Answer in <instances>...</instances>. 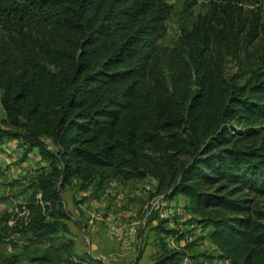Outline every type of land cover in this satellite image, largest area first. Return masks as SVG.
Segmentation results:
<instances>
[{
    "label": "trees",
    "instance_id": "1",
    "mask_svg": "<svg viewBox=\"0 0 264 264\" xmlns=\"http://www.w3.org/2000/svg\"><path fill=\"white\" fill-rule=\"evenodd\" d=\"M171 12L170 0H0V143L17 140L23 158L38 149L49 163L27 220L5 215L6 237L52 247L66 236L56 250L101 264L74 252L63 188L153 177L157 193L187 197L220 259L264 264V211L249 197L264 195V49L238 83L225 61L242 50V28L199 20L162 47ZM249 32L264 37V22ZM157 230L163 242L180 234L164 222ZM185 253L166 244L154 264ZM35 259L53 260L50 249Z\"/></svg>",
    "mask_w": 264,
    "mask_h": 264
},
{
    "label": "rangeland",
    "instance_id": "2",
    "mask_svg": "<svg viewBox=\"0 0 264 264\" xmlns=\"http://www.w3.org/2000/svg\"><path fill=\"white\" fill-rule=\"evenodd\" d=\"M170 3L172 12L167 21V30L159 40L162 47L177 46L182 35L199 20L208 23L206 25L219 27L228 21L229 24L242 28L240 32L242 50L235 56L226 55L225 74L229 79L235 78L238 83H243L250 68L261 60L260 54L264 49L263 35L260 33L258 38L251 41L249 32L250 27L255 23L264 22V3L247 0L242 2L170 0ZM5 119L6 113L0 103V125H5ZM46 142L50 149L56 150L52 140L47 139ZM7 147L11 152L5 151V153L8 158L11 157L8 160L12 162L11 164L6 162L5 167H0V263L39 264L35 257L43 255L45 250L50 249L53 260L49 264H78L75 260L70 261L68 252L56 250V247H60L61 239L64 241L66 236L64 238L59 236L50 247L51 243L39 241L28 244V240L17 235L6 237L1 230L5 224V215H12L16 207L26 202L34 189L35 175L49 165L48 162L40 160L38 149L23 158V152L19 156L16 155V147L12 145ZM13 164L14 167H9ZM14 170L16 172H13ZM156 188L157 180L153 177L130 181L107 177L102 185L94 183L89 189H83L74 180L63 188V201L73 217L68 222L72 229V234L68 236L74 240V252L77 254L88 252L94 258L100 259L101 264H154L155 258L161 254L164 245L167 244L165 241L167 238L163 242L158 233V226L164 222L167 228L177 229L193 222L191 219L180 225L175 214L167 219H159L156 210L146 226L142 227L139 221L142 219L143 211L155 196L163 194L157 193ZM249 197L253 199L258 209L264 211V195L251 194ZM94 199H99L100 204L97 207L91 204ZM181 201L175 200V206L188 204L186 196H182ZM179 202L181 204H177ZM133 212H138V215L132 216ZM113 214L122 216L121 225L125 229L134 228L132 237L120 238L110 233L107 222ZM83 229L89 236V242L81 236ZM185 229L191 233L194 231V229ZM204 231L208 232V229L205 228ZM207 235L198 236L197 231L193 232V241L182 248L186 251L185 254L195 259L197 264H231L219 258L220 252L217 246L211 239L206 240ZM59 252L62 254L60 255Z\"/></svg>",
    "mask_w": 264,
    "mask_h": 264
},
{
    "label": "built area",
    "instance_id": "3",
    "mask_svg": "<svg viewBox=\"0 0 264 264\" xmlns=\"http://www.w3.org/2000/svg\"><path fill=\"white\" fill-rule=\"evenodd\" d=\"M23 152L22 149L16 151V155H21ZM4 153L0 151V161L4 159ZM40 197V195H38ZM91 204L95 207H97L100 202L99 199H94ZM175 202H172L167 196L164 194H158L155 196L152 201L150 202V205L146 207V209L143 211V216L142 219L139 221L142 227H145L148 220L150 219L151 215L155 213V211H158V218L159 219H167L170 216L174 214H179L181 215L180 221L185 223L191 219L194 218L193 214L190 212H184V203L180 208L175 206ZM29 209L26 207V203H23L19 207H16L15 210L13 211V214L11 218L9 219V224L12 225L15 223L17 218H24L27 220L29 217ZM138 215V212H133L132 216ZM72 217V216H71ZM73 218V217H72ZM121 215H116L113 214L111 215L110 220L107 222L108 229L111 234L117 237H124V238H130L132 237V234L134 232V228L130 229H125L124 226L121 225ZM193 225L197 226V223L195 222ZM81 236L86 239V241H90L89 236L86 234L85 230L83 229L81 232ZM183 233V232H181ZM183 239V242H180L177 238V235H169L166 236L167 238V244L169 245V248L172 250H182V248L189 244L193 239L190 237L188 234H185ZM180 264H197L195 259H193L191 256L188 254H185L180 262Z\"/></svg>",
    "mask_w": 264,
    "mask_h": 264
},
{
    "label": "crops",
    "instance_id": "4",
    "mask_svg": "<svg viewBox=\"0 0 264 264\" xmlns=\"http://www.w3.org/2000/svg\"><path fill=\"white\" fill-rule=\"evenodd\" d=\"M14 146V147H16V149H15V152L17 151V150H20L21 149V146H19V142L17 141V140H12V139H9V140H6V141H4V142H2V143H0V151H2L3 153H4V159L3 160H1L0 161V167L1 166H6V162L7 163H9V164H11V162L12 161H10V160H8L9 158H11V157H7V155H6V153H5V151H8L7 149H9L7 146ZM8 152H11L10 150L8 151ZM6 157H7V159H6ZM8 160V161H7ZM13 160V159H12ZM40 160H42V161H44L42 158H41V156H40ZM14 165L15 164H13L12 166L11 165H9V167H14ZM3 167V168H4ZM2 168V169H3ZM29 168H31V165L29 166ZM9 171H11V169L9 170ZM13 172H16L15 170L13 171ZM17 178V177H16ZM182 196H184V195H177V196H175L174 198H170V200L172 201V202H175V200H178L179 199V201L180 202H182L181 201V197ZM177 203V204H181V203ZM176 204V203H175ZM178 208H180V207H178ZM184 212H190V213H192L191 211H190V209L188 208V206H187V203L185 204L184 203V210H183ZM193 214V213H192ZM176 216H178L179 217V219H178V217L176 218L179 222H180V225H184L185 223H183V222H181L180 221V216L181 215H179V214H175V217ZM193 216H194V218L192 219V221H190V222H192V223H190V224H187V225H185V227H182V228H180V227H177V229L178 230H180V234H176L177 235V238H179L178 240L180 241V242H183V239H184V235L185 234H188L190 237H192V239L194 238V236H193V232H195V231H197V235L199 236V235H202V234H208V232L206 231H204L203 232V229L205 230V228L204 227H202L199 223H198V221L195 219V215L193 214ZM197 223V226L196 225H193L194 223ZM185 228H187V229H194V231L191 233V232H189L188 230H186ZM208 231H209V229H208ZM181 232H183V233H181ZM169 236V235H168ZM166 238V237H165ZM209 239V237H208V235H207V237H206V240L207 241H209L208 240ZM167 239H165V241H166ZM193 241V240H192ZM191 241V242H192ZM187 245H188V243H187ZM167 247L169 248V245L167 244ZM170 249V248H169ZM175 251H178V250H175ZM180 251H184V252H186L185 250H180ZM222 260H224V261H226L227 263L229 262V263H231L230 261H227V260H225V259H222ZM232 264V263H231Z\"/></svg>",
    "mask_w": 264,
    "mask_h": 264
}]
</instances>
